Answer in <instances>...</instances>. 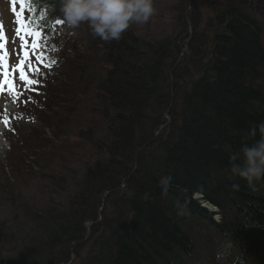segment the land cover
Here are the masks:
<instances>
[{
	"label": "trees",
	"instance_id": "1",
	"mask_svg": "<svg viewBox=\"0 0 264 264\" xmlns=\"http://www.w3.org/2000/svg\"><path fill=\"white\" fill-rule=\"evenodd\" d=\"M247 2L253 0H179L168 34L151 41L132 27L112 42L88 30V46L73 49L65 65L68 89L77 94L63 91L71 101L57 98L51 110L65 125L93 87L104 122L92 142L93 164L58 180L64 185L45 210L26 205L33 229L17 231L15 249H0V264H157L156 243L166 246V264H221L211 247L187 261L174 252L181 239L171 240L164 226L175 214L159 196L170 174L176 184L164 193L184 200L196 191L219 208L225 229L199 223L202 243L210 236L231 246L228 264H264V186L249 190L228 171L248 128L264 121V30ZM23 3L30 29L55 39L56 0ZM46 94L48 108L55 103ZM151 155L156 162L149 164ZM12 208L18 210L14 202Z\"/></svg>",
	"mask_w": 264,
	"mask_h": 264
},
{
	"label": "rangeland",
	"instance_id": "2",
	"mask_svg": "<svg viewBox=\"0 0 264 264\" xmlns=\"http://www.w3.org/2000/svg\"><path fill=\"white\" fill-rule=\"evenodd\" d=\"M178 1L154 0L156 14L147 24L132 25L133 33L148 41L168 34L176 15L173 9ZM18 8L17 2L0 0V187H4V190L0 188V195L8 191V200L0 199V249L5 250L16 248L19 240L17 231L33 229L34 222L24 217L26 205L42 204L40 209L45 210L49 201L56 199V191L64 185L60 183L62 179L65 181V177L79 176L93 164L90 161L94 156L92 142L104 132V122L100 110L96 108L91 85L87 86L86 94L81 98L82 111L72 119L68 118L70 120L65 125L62 124L65 116L62 118L60 115V122H57L51 110L57 109V98L70 102L77 94L68 89L70 63L65 65L67 59H72L73 49L88 46L87 25L70 29L60 15L58 21L62 22L57 25L60 33L58 42L66 50L62 54L60 50L58 54L55 50L54 55L51 52L53 58L50 62L49 54L42 47L39 50L32 48L35 39L25 31V19L21 12L20 16L17 15ZM244 8L261 23L264 30V0L247 2ZM61 56L62 59L59 58ZM42 60H46V64L42 65ZM21 64L28 80L33 83L21 80L18 71ZM67 90L68 94H73L69 100L62 95L64 91L66 96ZM48 92L55 104L50 103L45 108ZM154 162V158L149 159V164ZM13 202L18 210L12 208ZM7 235L11 236L5 237Z\"/></svg>",
	"mask_w": 264,
	"mask_h": 264
},
{
	"label": "clouds",
	"instance_id": "3",
	"mask_svg": "<svg viewBox=\"0 0 264 264\" xmlns=\"http://www.w3.org/2000/svg\"><path fill=\"white\" fill-rule=\"evenodd\" d=\"M56 8L70 29L86 24L93 37L105 42L119 41L132 25L147 24L157 12L154 0H56ZM228 171L249 190L264 186V121L248 128L229 156ZM218 255L228 264V254Z\"/></svg>",
	"mask_w": 264,
	"mask_h": 264
},
{
	"label": "bare ground",
	"instance_id": "4",
	"mask_svg": "<svg viewBox=\"0 0 264 264\" xmlns=\"http://www.w3.org/2000/svg\"><path fill=\"white\" fill-rule=\"evenodd\" d=\"M151 159H152V155L150 156V160ZM160 159H163V155L162 157L160 156ZM130 180H131L130 176L129 178H126L127 182ZM143 180L144 179L142 178L139 181L143 182ZM175 184L176 182H174V177H172L170 174L167 176V180H165L164 185H162L159 188V196H160L161 204L164 205L165 208H168L169 212L175 214L173 216L175 217L174 222L172 221L170 226L169 225L164 226L168 232L167 234L171 236L170 238L171 240L181 239V243H179L181 247L180 248L174 247L176 249L174 250V252H177L178 255H180L185 261L189 260L196 252H198L203 247L213 248L212 253L215 254L217 258L219 257L218 254L220 253L227 254L226 250L229 252L230 251L229 248L231 249V246H229V248L223 246L220 243V241L217 239V237L205 236L206 238L205 244L202 243L199 239L200 236H203L201 233L202 231H201V227L199 226V223L202 224L201 226L206 225L208 227L211 226L212 228L217 227V228L225 229L224 223L219 215V208L213 205L212 202L207 201L204 195L196 191H192L191 193H189L188 195L190 197L184 200L181 197H179L178 194L170 197L169 195L166 194V192L164 193L163 189L165 187L163 186L172 187ZM218 197L219 196H217V198ZM217 201L222 202L221 204L225 203V201H222L221 198ZM235 216L238 218L239 214L236 213ZM230 219L232 221V217H230ZM127 230L132 231V227L130 226L129 228L128 225ZM155 247L156 248L152 249V253H158V255L160 256L158 258L159 261H157L156 263L166 264L167 263L165 262L166 256L165 254L162 253L163 252L162 249H164L166 246L156 243ZM171 249L172 248L170 249L168 248L167 251H170ZM219 263L223 264L221 259H219Z\"/></svg>",
	"mask_w": 264,
	"mask_h": 264
},
{
	"label": "snow or ice",
	"instance_id": "5",
	"mask_svg": "<svg viewBox=\"0 0 264 264\" xmlns=\"http://www.w3.org/2000/svg\"><path fill=\"white\" fill-rule=\"evenodd\" d=\"M61 22H62V21H57V23H61ZM28 35H30V36H34V37L38 40L39 37H40V32H29ZM39 46H40V45H39L38 42H37V43H33L32 48L35 50V49L39 48ZM25 56H26V58H27V53H25ZM38 59H39V58H38ZM18 71L21 73V80H24V81H26L27 83H33V81L28 80V78H27V76H26V74H25V72H24L23 64H21V65L19 66Z\"/></svg>",
	"mask_w": 264,
	"mask_h": 264
}]
</instances>
